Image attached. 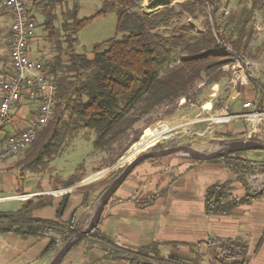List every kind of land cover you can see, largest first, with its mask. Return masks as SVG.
Segmentation results:
<instances>
[{
  "label": "trees",
  "instance_id": "16d2710c",
  "mask_svg": "<svg viewBox=\"0 0 264 264\" xmlns=\"http://www.w3.org/2000/svg\"><path fill=\"white\" fill-rule=\"evenodd\" d=\"M56 1L59 0L52 2ZM140 2L103 0L99 14L116 13V31L122 34V38H111L95 44L91 58L76 53L73 48L76 33L88 19L73 20L68 29V38L55 40L56 33L52 24L55 16L51 13V5L45 6L47 17L44 29L56 51L48 65L58 87L57 103L53 117L31 143L34 153L28 159L27 166L39 168L53 160L62 149L68 133L74 129L94 131L93 147L97 151L112 152L118 145V151L110 157L105 167L112 166L122 156V152L139 140L142 130L149 126L150 122L147 121L143 128L138 127L149 114L164 109L167 117L172 116L180 99L186 103L194 102L204 88L228 80L231 74L224 68L231 65L234 58L252 57L250 42L259 0H250L249 6L230 12L222 20L216 16L218 0H187L173 5L168 2L150 13L137 10ZM205 8H208V19L202 31L195 33L190 25L184 24L174 27L182 15L193 16L196 11ZM227 48L232 52H228ZM221 104L224 102L214 107H222ZM225 135L229 137L232 133L227 132ZM250 139L261 141L256 135ZM124 140L126 142L123 146ZM240 153L216 158L231 166L239 181L243 178H240L242 173L250 172L254 166V162L240 157ZM260 170L264 171V164ZM80 180L71 175L62 183L61 188H68ZM111 181L113 178L94 186L80 187L83 193L82 208H88L90 193L103 187L94 198L98 200ZM232 183L229 180L207 187L203 197L205 214L228 215L237 207L262 196L261 190L252 193L246 189L243 196L235 197L232 194ZM52 199L37 198L15 212L0 213V233L13 232L21 236L40 237L54 232L64 235L65 242L71 234L85 229L87 224L76 220L78 211L70 215L63 230L57 229L54 221L31 216L33 209L51 204ZM68 202L67 193L59 203L57 218L63 215ZM86 238H90L91 243L99 239L113 246L111 239L100 234L97 227L82 240ZM218 247L222 258L217 259L221 262L226 258L244 256L247 251L246 243L239 239L220 240ZM58 248L56 239H50L43 255L52 254ZM109 253L113 258L128 260V264H155L142 258L147 254L142 249L124 252L115 248ZM156 259H159L158 254Z\"/></svg>",
  "mask_w": 264,
  "mask_h": 264
},
{
  "label": "rangeland",
  "instance_id": "374dc122",
  "mask_svg": "<svg viewBox=\"0 0 264 264\" xmlns=\"http://www.w3.org/2000/svg\"><path fill=\"white\" fill-rule=\"evenodd\" d=\"M183 1L187 0H141L137 10L150 13L168 2L173 5L183 3ZM249 5L250 0H218L216 16L222 20L225 19L230 12L239 11L243 6ZM102 6L103 0H65L62 3L64 13L61 14L60 11L56 10L57 16L52 23L55 28V33L58 35L59 32L63 31L62 39H66V37L68 38V35H70V32L69 30H63L62 27L64 23L66 29H69L73 20L88 19L76 33V43L73 48L76 53L90 55L91 57L92 48L95 44L102 43L111 38H122V34L116 31V13L113 11L99 14ZM207 16L208 8L196 11L193 16L184 14L180 17L179 21L176 22L174 27H179L182 24L190 25L194 32L197 33L205 28L208 19ZM36 20L40 25L39 31L42 32L44 36L47 35L48 32L45 29L41 31L43 27L42 24L45 23V18L43 19V16L38 15L36 16ZM253 27L254 31L250 42L252 57L250 58L255 61H264V0H259V5L255 9ZM54 39L56 40V38ZM43 42L47 50H49L50 47H53L51 52H53L54 55L56 53L54 43H49L46 40H43ZM259 74L264 77L263 71L260 70ZM230 81L231 76L228 80H222L220 83H214L210 87L204 88L201 95H199L194 102L186 103L184 99H180L174 114L170 117H167L164 109L149 114L145 121H141L138 124V127L143 128L146 125V122L149 121L150 123L147 128L152 130L161 126H167L168 128L178 126L179 128L176 131L165 133V135L162 134L154 139H151L150 137L143 138L144 130L146 128L143 129L139 140L122 152V156L116 161V163L109 167L105 166L109 164L110 157L118 151V145L112 152L95 150L93 147L95 133L89 129H74V131H70L59 154L55 156L53 160L49 162L47 161L44 166L39 168L32 169L27 166L28 159L31 158L34 153L31 144L24 151L0 160V166L7 167V170L14 169L9 173L0 174V197L17 193L15 189L17 184L13 185L15 181L14 178H17L20 187L31 186L30 189H37V182L39 184L38 179L41 178L42 180L47 179L49 183L51 182L50 185L53 186V188L56 186L57 188H61L62 183L66 179L71 175H75L81 180L72 185V188H69L73 191L79 187L97 185L101 181L111 178H113L114 181L130 161L142 153L151 151L153 148L162 149L178 145H189L190 148L209 152L217 149L222 143L227 141L241 140L243 138L251 140L250 138L252 135H260L259 139L264 142V126L262 127L264 124L261 125V120L260 122L251 120L249 123L245 119L232 117L231 114L241 112L242 109L240 102L243 99L240 101L241 97L235 94V92L239 91L238 86H233ZM201 86L202 85H200V87ZM246 93L247 92H245L244 98L248 96ZM220 102H224L223 105L221 104L222 107H214L215 104H220ZM230 107H233L231 113H229ZM27 112L28 111H26L25 114H27ZM255 124L257 131L252 132V127ZM229 128L250 131L248 134L245 132V134L234 132L232 136L227 137L225 133H227L228 130H231ZM125 142L126 140L123 141V146L125 145ZM239 155L242 158L254 162V166L251 168L252 170L248 173H242V176H240V178L243 177L242 180H238L240 187L245 190L248 189L254 193L257 190H260L261 178L264 175V171L260 170L261 166L264 164V151L249 150L243 151ZM153 158H155V160L151 162H156V164L162 162L163 166H161V170L163 171H165V169H172L176 164L189 165L196 162L192 158L176 153L159 157L155 156ZM147 160L141 162V164L131 172V176L127 178L121 187L113 193L114 195L118 197L125 196V190L128 191L130 187L134 191L135 188L143 189L146 184L154 187V189L157 187V184L162 186L160 179L156 177L158 176L156 175L157 173L148 174V177L138 176L132 178L133 175H136L140 171V169L147 167L146 163H149ZM196 165L198 166L195 168V171L186 176L182 180L183 182L181 181V183H189L192 189L189 191H186L185 189L178 190V188L171 190L170 196L166 198L163 197V201H166L167 205L172 204L174 197L177 198L178 202H194L196 204L197 200L200 197L202 198L205 189L209 185L218 180L220 182H225L228 177L233 176L231 174L233 173L232 167L226 165L222 160L216 159L207 162L199 161L196 162ZM213 168L216 169V172L213 171ZM113 181H111V183ZM163 181L164 185L166 182H169L170 179H167V177L164 176ZM79 184L82 186L77 187ZM102 188L103 187L98 188L90 193L89 200H91L89 201L88 208H82L78 211L76 216H79L82 212L88 213L87 220L84 221L83 224L86 223L88 225L98 205L99 199L96 200L94 198L98 196V193ZM146 192L148 191H143L137 195V199H139L138 201H141V203L147 200V195L149 193H152ZM61 194L63 197L66 192L63 191ZM31 200L34 201L36 198H29L22 201L19 199H1L0 213L15 212L21 208V206L28 204ZM107 211L108 208L105 209L104 213ZM131 213L134 214L133 217L137 218L144 217L145 215L143 211L139 210H133ZM86 227L87 226L85 225V228ZM52 233L54 234V232ZM74 234L76 233H73V235ZM73 235L71 234V237ZM55 236L57 237L56 239H58L57 246L59 247V250L66 242L63 241L65 236H61V234ZM0 238L3 240V237ZM87 239L89 240L88 242H90V238H86L74 245L69 253L64 256L60 264H124L105 256V251L110 252L114 250L115 247L113 248L112 245L110 246L102 240H98L90 248H87V246H85ZM56 252L48 255L43 264H48ZM0 264H2L1 261Z\"/></svg>",
  "mask_w": 264,
  "mask_h": 264
},
{
  "label": "crops",
  "instance_id": "0c3cea01",
  "mask_svg": "<svg viewBox=\"0 0 264 264\" xmlns=\"http://www.w3.org/2000/svg\"><path fill=\"white\" fill-rule=\"evenodd\" d=\"M25 1L29 13L36 22L35 34L29 42L27 53L31 59L41 60L48 65V61L53 57V52H51L53 47H50L49 50L45 48L43 40L49 43H51V40L47 35L44 36L43 33L39 31L40 25L37 23L36 16L41 15L43 19L45 18L46 20L47 13H45L46 11L44 9L47 5H51L53 9L51 13L55 17L57 16L56 10L63 14L62 3L65 0L56 2H52L53 0ZM10 21V15L4 0H0V74L4 77L9 76L12 71L9 60V48L11 44ZM42 25L41 31L44 30V23ZM62 28L63 30H68L65 27V23ZM62 32H59L58 35L56 34L55 38L64 40L62 39ZM87 56L91 58L90 55ZM261 71L264 72V69ZM260 78L259 80L252 81L247 86H238L239 91L235 92V94L241 97L240 101L243 99L240 102L242 110L240 113L234 115L251 112V109L244 108L242 104L244 101L248 100L254 103L259 100L261 90L264 88V77L260 75ZM245 92H247L246 95L248 96L244 98ZM38 104L39 100L30 101L27 98V94H23L20 101L14 105L10 122L0 130V145L3 144L8 134L29 127L34 122L38 113ZM26 111H28L27 114H25ZM237 118L245 119L249 123L252 120L250 117ZM261 121V125L264 124V118H262ZM263 126L264 125H262V127ZM229 129L231 130H228V132L232 134L234 132L248 134L250 131L245 129ZM257 137L259 138L260 135ZM154 160L155 158L147 160L149 162L146 163L147 167L140 169L132 178L138 176L148 177V174L157 173L156 175L158 176L156 177L160 179L162 186L157 184V187L155 186L156 188L154 189V187L146 184L143 189L135 188L134 191L130 187L128 191L125 190V196L118 197L113 194L101 213L97 230L100 234L112 239L114 243L113 248L115 247L124 252L127 250L136 251L142 249L147 253L142 256V258L155 264H209V262H213L214 264H264V175L261 178L260 190L262 196L260 198L237 207L228 215H207L204 211L203 199L207 188L202 198L200 197L196 204L194 202H178L176 197L172 200L171 205H167L166 201H163V197L166 198L170 196L171 190L175 188H178V190L185 189L186 191L192 189L189 183H181V181L195 171V168L198 166L196 162L198 161L189 165L176 164L172 169H165V171H163L161 170V166H163L162 162H158V164H156V162H151ZM13 170L14 169L7 170V167L0 166V174L9 173ZM215 170L216 169L213 168L214 172H216ZM231 174L233 176L228 177L225 182L231 180L233 182L231 185L233 196L241 197L245 194L246 190L240 187L238 180L235 178V173L233 172ZM130 176L131 173L127 178ZM164 176L170 179V181L163 185ZM14 179L13 185L17 184L15 188L17 193L0 197V200L19 199L22 201L29 198L52 197L51 204L42 208L33 209L31 215L35 219L56 222L57 229L59 230L65 229V222L74 211L82 209L83 193L79 190L80 187L75 191L69 189L73 186L55 189V187L53 188V186L50 185L51 182L49 183L47 179L42 180L39 178V184L37 182L38 188L30 189L31 186L20 187L17 178ZM223 182L224 181L220 182L218 180L213 184ZM78 186L82 185L79 184L77 187ZM63 191L69 194V202L63 215L57 218L56 212L62 200L63 193L61 194V192ZM143 191L152 192L147 195V200L144 201H151L149 204H143L144 202L141 203V201L137 199V195ZM107 208L108 211L104 213ZM133 210L143 211L145 214L144 217H133L134 214L131 213ZM87 214V212L80 213L76 220L83 223L87 220ZM54 234L57 236L60 235L58 233ZM54 234L51 233L39 237L34 235L21 236L13 232L0 233V237H3V240L0 238L1 263L43 264L44 260L50 255H43L50 239L57 238ZM227 239H239L245 242L247 245L246 254L244 256L223 259V262L219 261L217 257L222 258V255L218 247V241ZM98 240L99 239H95L94 243H91L88 242L89 240L87 239L85 246L90 248ZM56 241L58 242V239H56ZM109 254V252L105 251V256L107 258L128 264V260L113 258ZM157 254L159 259H156Z\"/></svg>",
  "mask_w": 264,
  "mask_h": 264
},
{
  "label": "built area",
  "instance_id": "2783aa9c",
  "mask_svg": "<svg viewBox=\"0 0 264 264\" xmlns=\"http://www.w3.org/2000/svg\"><path fill=\"white\" fill-rule=\"evenodd\" d=\"M4 3L11 19L9 60L12 71L7 77L0 74V130L10 122L14 105L24 93L30 101L39 100V104L36 119L29 127L5 137L0 145V160L24 151L36 139L38 132L54 115L58 90L49 65L41 60L31 59L27 53L29 42L35 34L36 22L28 11L26 1L4 0ZM227 50L232 52L230 48ZM225 69L230 71L233 86H247L252 81L261 79L259 72L264 69V61L239 56L233 59L231 65L225 66ZM242 106L251 109V112L231 114L232 117H250L253 121L260 122L264 118V88L256 103L248 100ZM252 132H256V124L252 127Z\"/></svg>",
  "mask_w": 264,
  "mask_h": 264
},
{
  "label": "water",
  "instance_id": "95a60500",
  "mask_svg": "<svg viewBox=\"0 0 264 264\" xmlns=\"http://www.w3.org/2000/svg\"><path fill=\"white\" fill-rule=\"evenodd\" d=\"M249 150L264 151V142L253 141L247 138H243L241 140L224 142L220 147L209 152L199 151L190 148L187 145H178L174 147L148 151L146 153L137 156L135 159H133L126 165L122 173L118 177H116V179L108 186V188L100 196L98 200V205L87 227L84 230L77 232L70 239H68L64 243V245H62L61 248L56 252V254L53 256V258L50 260L48 264H60L64 256L69 252V250L79 241H81L84 237H86L94 228L97 227L101 217V213L105 205L107 204L108 200L139 163L147 159L153 158L155 156L159 157L164 155H170L173 153L182 154L195 160L208 161V160L216 159L220 156H225L232 153L249 151Z\"/></svg>",
  "mask_w": 264,
  "mask_h": 264
},
{
  "label": "bare ground",
  "instance_id": "6f19581e",
  "mask_svg": "<svg viewBox=\"0 0 264 264\" xmlns=\"http://www.w3.org/2000/svg\"><path fill=\"white\" fill-rule=\"evenodd\" d=\"M179 127L177 126H175V127H173V128H168L167 126H161V127H158V128H156V129H154V130H152V129H150V128H146L145 130H144V134H143V138H145V137H150L151 139H154V138H157L158 136H160V135H162V134H164L165 135V133H168V132H173V131H176L177 129H178ZM150 139V140H151ZM148 141V140H147ZM138 148V147H137ZM136 150V149H135ZM104 173V172H103ZM99 175H100V173H99ZM95 178V177H94ZM93 178V179H94Z\"/></svg>",
  "mask_w": 264,
  "mask_h": 264
},
{
  "label": "flooded vegetation",
  "instance_id": "af4514ba",
  "mask_svg": "<svg viewBox=\"0 0 264 264\" xmlns=\"http://www.w3.org/2000/svg\"><path fill=\"white\" fill-rule=\"evenodd\" d=\"M188 146H189V145H188ZM156 149H158V148H153V149H151V151H152V150H156ZM159 149H160V148H159ZM142 154H143V153H142ZM196 161L199 162V161H204V160H196ZM208 161H209V160H208Z\"/></svg>",
  "mask_w": 264,
  "mask_h": 264
}]
</instances>
